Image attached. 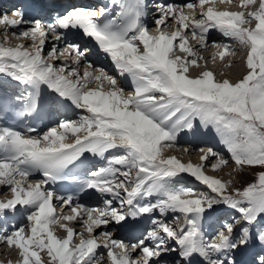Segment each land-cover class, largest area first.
<instances>
[{
	"label": "snow or ice",
	"instance_id": "snow-or-ice-1",
	"mask_svg": "<svg viewBox=\"0 0 264 264\" xmlns=\"http://www.w3.org/2000/svg\"><path fill=\"white\" fill-rule=\"evenodd\" d=\"M218 3L232 4L233 0L160 4L155 34L143 22L146 0H111L119 10L103 23L97 17L106 15L107 7L99 12L78 7L48 24L25 21L19 12L11 17L0 13V25H31L13 33L17 39L33 41L31 48L10 46L7 36L0 42V74L31 90L24 98L21 115L36 110L43 89L53 103L86 113L79 120H61L42 134L35 128L19 131L0 126V186L11 193L9 199L0 200V214L20 209L28 213L26 227L0 233V243L18 251L17 264H105L104 257L97 255L101 247L107 250V264H159L167 251H178L188 264L193 258H202L201 264H236L229 253L257 240L264 246V229L253 232L264 219V171L256 174L255 182L235 189L234 195L226 194L231 180L225 182L204 171L210 158H215L213 171L230 161L235 170L264 169V0H239L238 7L248 11H221ZM185 8L192 12L199 8L200 18L186 15ZM169 21L171 30L161 27ZM70 29L80 30L94 41L118 75L130 80L133 90L126 93L117 79L103 70L90 71V63L81 73L84 53L79 45L57 47L63 37L60 30ZM187 30L202 49L208 47L210 30L246 49L247 73L235 83L217 80L208 70L189 76V69L199 67L198 59L203 57L196 58ZM50 33L57 43L45 55ZM212 47L222 49L213 53V61L235 55L229 44L213 43ZM177 48L186 55H176ZM55 61L61 62L59 66ZM197 126L215 133L230 160L211 148L200 149L199 164L164 155L175 147L180 133ZM85 154L105 160V166L83 177H69L66 169L82 163ZM34 173L42 174L43 179L31 181ZM181 174L205 185L212 195H197L193 189L176 186L174 181ZM67 179L82 192L94 189L112 199H105L103 208L73 206L77 197L58 195L47 187ZM146 197H155V202L142 203ZM54 201L68 206L70 214H58ZM217 204L236 210L248 226L237 229L238 222H225L214 239L206 240L202 220ZM156 211L161 216L178 214L173 217L176 226L153 219V230L129 244L114 239L111 231L93 234L110 223L120 225L129 217L135 220ZM181 216L183 222L179 223ZM78 220H82L88 238L80 234L79 243L74 244L77 233L69 225ZM56 227L66 233L64 238L56 235ZM169 240L178 248L169 249ZM253 264H264V255H258Z\"/></svg>",
	"mask_w": 264,
	"mask_h": 264
},
{
	"label": "bare ground",
	"instance_id": "bare-ground-1",
	"mask_svg": "<svg viewBox=\"0 0 264 264\" xmlns=\"http://www.w3.org/2000/svg\"><path fill=\"white\" fill-rule=\"evenodd\" d=\"M90 1H92V0H90ZM173 1L179 2L180 5L189 3L191 1H192L191 3H196L197 2L195 0H173ZM12 2H15V0L14 1H11V0H0V6L6 7V9L8 10V12H12L13 11V9H11V5L12 4L20 5V3H18V2H16V3H12ZM84 4L85 3H83V2H76V0H72V1L70 0L68 6L69 7L70 6H73L74 8L71 7L70 9H75V7L76 8L77 7H85ZM107 4L112 5L111 4V0H103L102 6H98V8H102V7L106 6ZM238 4H239V2L237 3L236 1H233L232 4H224L225 5V6L223 5L224 8H220V7L219 8H220L221 11H223V10H227V11H248V9H241V8H239L238 7ZM155 7H156V4H155ZM155 7L153 6V8H152L153 11L150 10L149 7H148V2H146V8H145L146 15L143 17V22L145 24H152L154 22L155 18H153L152 14L153 15L156 14L155 11H157L156 10L157 7L156 8ZM113 9L116 10V7H114ZM197 9H199V8H197ZM187 13H189V14H187ZM199 13H200L199 10H198V14L197 15L196 14H192V11H189L187 8L185 10V14L186 15H189V16L190 15H195L198 18L200 17ZM114 15L115 14H113V16ZM46 16L47 15L45 13L38 12L34 18H32L30 15H27V16L24 17V20L25 21H35L34 19H36V20L37 19H44ZM158 18H159V16H158ZM150 20H152L151 23H150ZM40 21H42V20H40ZM30 26H31L30 24H24V25H21V26H19L17 28H11V27H8V26H6V28L8 27L11 32L19 33L21 30H25L26 28H28ZM252 26L254 27V22H253V25ZM148 27H150V26H148ZM161 27H163V26H161ZM155 29H156V25H154V27L150 29V32L153 33V34H155ZM188 31H190V30H187L185 34L188 35L189 45L192 46L193 48H194V45H195V47L198 48V50H199V51H197V57L196 58L198 59L201 56L203 57V60H198V63L200 65L199 67H191L189 69V73H188L189 76L196 77V76H198L200 74V72L205 71V70H208V71H212L214 73V75H215V77H216L217 80L222 81L223 79H228L231 82L235 83L236 80L241 79L247 73L248 69L246 68V65H245L246 53L247 52H244L246 49H241L234 41H230L228 38L223 37V35L220 34L216 30H210L209 37H208V47L206 49H202V48L199 47V43L197 41H192L193 39H191V36L188 34ZM61 32L63 33V37H62V40L60 42H58V43L55 42L52 39V36L49 35V38L46 41V43H48V42H50L52 44L53 43H57V47L58 48L59 47H63L64 43H62V42H67L68 37H67V35H66V33L64 31L61 30ZM78 40H79L78 37H72V41H78ZM30 41L31 40H29V42ZM213 43L218 44V45L229 44L230 47L232 48V50L235 52V55L234 56L229 55L223 61H221L219 58H217L215 61H213V64L207 65V62L208 61H212V58L211 57H212L213 53H216V52H219V51L222 50L220 48H214V47H212V44ZM177 50H178V48H177ZM85 54H84L83 59L81 60V63H87L86 66L90 63L92 65V67H93V68L89 69L90 71H94L95 72L97 69H100L99 67L101 65H99V64H104V65L105 64H108V65L112 66L113 68H115L114 65L112 64L110 58L107 57V56L104 57L102 54H100V56L97 57V58H99L97 60L96 59V54H95V58L88 57L87 58L88 62H87L84 59V58H86ZM176 55H179V56L182 57V55L179 52H177V51H176ZM108 61L110 62V64L108 63ZM226 65H231V66L230 67H226ZM201 66L203 67L202 69H200ZM79 67H81V66H79ZM109 68L110 67L108 66L107 69H109ZM111 74H113V73H110V75ZM217 74H218V76H217ZM221 74H223V76ZM0 76H4V78H1L0 79V84L9 85L10 88H13V89L14 88L15 89L20 88L21 90H17V92H18V94H23L22 87H20L21 85H19L18 82L12 80L10 77H7L6 75L0 74ZM111 76H113V75H111ZM219 76H221V77H219ZM117 80H119V79H117ZM120 80L121 81L118 84L121 87H123V88H124V86L127 85V83H130V80H126L125 78H122V77H121ZM127 88H130V87L128 86V87H125L124 89L126 90ZM13 92H14V90H13ZM46 93L43 90L42 94H46V98H47V102H48V101H50V96H49L47 90H46ZM56 106H59L60 107V108H58L59 110H57L58 116H60V114L63 113L61 120H64L67 117L69 118V117H72V116L75 117L73 119L71 118L72 120H77V115L79 116V114L81 113L80 112L81 110L74 109L70 105H60V104H57ZM84 114H86V113H83L82 115H84ZM69 142H71V140ZM204 142H205L206 146H203V147L208 148V149L211 148L219 156H221V157H223L225 159H227L229 157V154L227 153L226 149H224L223 145H221L219 143L218 137H216V135H215L214 132L207 131V130H205L203 128H200L199 126H197V128H195L193 131H191V132H188V131L182 132L177 137V141H176L175 147H173V148L178 149V147H177L178 145H180V144H186L188 146L183 147V149L187 148L188 151H187V153H185L183 151V149H182V152L185 155H182L181 154V156H183L184 159L181 156L180 157L177 156L176 158L179 159V160H181V162H183V163H188L189 161H191L193 164H199L201 161H200V155L197 154V151H198L199 148H202V145L201 144L204 143ZM198 146H200V147H198ZM180 148H181V146H180ZM204 150H207V149H204ZM170 151H171V149H170ZM113 152L116 154L117 153V150H113ZM190 152H191L192 155L189 154ZM118 153H120V152H118ZM187 154H189L191 156H187ZM164 155L166 157L167 156H171L169 154L168 149L165 150ZM213 159L214 158H210L209 161L206 162V165L211 164ZM229 160H230V157H229ZM97 163H99V164L95 168V170H97L98 168L104 166L103 163H101V160L98 161ZM232 166H234V163H232L230 161V163H229L228 166L223 167L219 171H212L210 169V172L211 173H209V171H208L207 175H209V176L212 175V176H216V177H220L221 176L222 177L223 175L228 174V171L230 170V168L231 169L233 168ZM238 172H240V174H241L242 173V170H239ZM221 174H223V175H221ZM29 179L31 181H36V180H41L43 178H42V175H36V176H33V177H29ZM222 179H223V181H226V180H224V178H222ZM174 183L176 184V186H178V187H184L186 189H190V188L193 189L195 187V183L198 184L197 181L191 180V182H189L188 179H186V178H182L181 179L180 177L177 178L174 181ZM0 187H1V190H3V189L6 188L4 186H0ZM48 187H49L50 190L55 191L54 190V187L52 185H48ZM97 193H99V192H97ZM200 193L201 192H198V191L196 192L197 195H199ZM57 203L60 204L59 202H57ZM64 207H61V211H63L62 214H67V212H69V211H67L68 208L67 207L64 208ZM63 208H64V210H63ZM215 211L216 212L210 218H209V216H207L206 217L207 219H205V220L203 219L202 220V225H201L204 234H206L207 236H210V237L213 236V235H215L216 231L219 232L218 230H222V225L224 224V222H223V219L224 218L223 217H220L221 215H219V218L214 219V215L217 214L218 210L215 209ZM7 213H10V211H6L5 213L0 214V215H3V218L0 219V226L1 225H6L7 228H8V222H10L11 220L14 221L15 223H17V226H20V223L23 221V219H25L27 217V214H28L27 212H24L22 209L17 210L15 213H11V214H7ZM206 215L207 214H205V216ZM237 217H239V216H237ZM169 218L172 219L171 220V224H173V225L176 226V224L173 221V216H169ZM221 219H222V224L219 223V220H221ZM143 221L146 222V217L144 219V216L142 215V216L136 218L135 220H133L132 218L129 217L126 221L122 222L120 225H117L116 224V231H115L116 234L113 236V238H117V239L119 237L123 238L122 237L123 233H127V231L132 230L137 225L140 226L141 225L140 223L143 222ZM232 221L233 222H236L235 220L231 219V220H228V223H231ZM262 222H264V220L262 221L261 219L259 220V222H257V224L253 228V232H255L257 229H261L260 227L262 226V224H261ZM179 223H181L180 220H179ZM236 224H238L237 227H236L237 229L239 227H241V226H248V225L245 224V222L243 220L241 222H239V223H236ZM151 228H152V225H151ZM101 229H103V226H102ZM101 229H95V232H98ZM262 229H264V228L262 227ZM6 231H5L4 234H8V232H6ZM2 232L3 231H1V228H0V233H2ZM55 232H56V235L59 238H64L65 235H66V233L62 229H60L59 227H56L55 228ZM0 244L2 245L3 243H0ZM173 244H174L173 241H171V242H168L167 241L166 246L167 247L169 245L172 246ZM249 246H250V248H248V250L251 251V252L250 253L247 252L245 254H242L241 255V259L239 261L237 260V262H236L237 264H252L251 263L252 257H254V256L257 255L256 252L261 247L263 248V246L260 245V243H259L258 240L257 241H253ZM239 249L240 248H238L237 250H235V251H233L231 253L236 254L239 251ZM12 250H14V249H12ZM118 251H119V249H118ZM13 258L16 259V254L13 256ZM44 258L46 260V257H44ZM243 260H244V262H243ZM17 261L18 260L12 261L11 264H17ZM165 263H166L165 261H159V264H165ZM3 264H9V262H4ZM191 264H198V262H197V260H195V258H193L191 260Z\"/></svg>",
	"mask_w": 264,
	"mask_h": 264
},
{
	"label": "rangeland",
	"instance_id": "rangeland-1",
	"mask_svg": "<svg viewBox=\"0 0 264 264\" xmlns=\"http://www.w3.org/2000/svg\"><path fill=\"white\" fill-rule=\"evenodd\" d=\"M157 1H163V2H166V3H170V0H157ZM233 1H236L237 3L239 2V0H233ZM175 4V3H174ZM224 4H217L216 5V7H217V9L218 10H220V8H224V6H223ZM220 7V8H219ZM5 8V9H4ZM2 9V10H1ZM4 9V10H3ZM152 11H153V9H151ZM185 10H186V8H185ZM198 10H199V12H200V9H196L194 12H192V14H198ZM7 11V12H6ZM3 12H6V13H8L9 14V16H11V12H8V10L6 9V7H4V6H0V13H3ZM187 14H189V13H187ZM190 16H193V17H195V18H197L195 15H190ZM200 18V17H199ZM198 18V19H199ZM157 19V18H156ZM154 25H156L155 24V20H154V22L150 25V27H148L149 28V30L151 29V28H153L154 27ZM163 27H167V29L168 30H171V21H169V24L167 25V26H163ZM21 31H23V30H21ZM152 31V30H151ZM13 33L14 32H11L10 30H9V28L7 27L6 28V26H4V25H0V42H3L4 41V38H5V36H7L8 37V39H9V42H10V46H16L17 44H24L25 46H27V47H29V48H31V46H32V43H33V41H30L29 42V40L28 39H17V37L16 36H14L13 35ZM188 34L191 36V32L190 31H188ZM51 36V35H50ZM192 39V38H191ZM192 41H196V40H192ZM198 42V41H197ZM48 44V45H47ZM67 45V44H66ZM77 45H79V47H80V51L81 52H83V50H81V47H82V49H83V47L84 46H82L81 44H77ZM51 46H52V43H50V42H48V43H45V48L46 49H44V53H45V55L47 54V52L51 49ZM59 48H62V47H59ZM194 48L196 49V52L197 51H199L198 50V48H196L195 47V45H194ZM177 52H179L181 55H182V57H184L186 54L185 53H182V52H180L179 50H176ZM244 52H247V50H245ZM199 60V59H198ZM201 62V61H200ZM54 63H56L57 64V66H59V64L61 63V62H59V61H55ZM70 64H71V61L69 62ZM86 64L87 63H81L80 64V66L81 67H79V71L81 72V73H83V71L85 70V66H86ZM211 65V64H213V60L212 61H208L207 62V65ZM99 65H101L99 68H100V70H103L104 72H106L108 75H110V73H113V74H111V75H113V77H115L116 79H119V80H117L118 81V83H120V79H121V77L118 75V73L116 72V70H115V68H113L112 66H110V65H105L104 66V64H99ZM72 66H75V65H72ZM108 66L110 67L109 69H107L108 68ZM93 68V67H92ZM203 67L201 66L200 67V69H202ZM93 70V69H92ZM94 72V71H93ZM222 76H223V74H221ZM217 76H218V74H217ZM225 76V75H224ZM219 77H221V76H219ZM1 78H4V76H0V79ZM239 80V79H238ZM238 80H236V81H238ZM122 84V83H121ZM130 87V88H127L126 90H125V92L126 93H128V92H130V91H132L133 89H132V87H131V83H127V85L126 86H124V88L125 87ZM57 110H59V109H57ZM83 113L81 112L80 114H79V116L77 115V120H79V117L82 115ZM57 115H58V112H57ZM73 119L74 117L72 116V117H69V118H66V119ZM53 126H51V128L52 127H56L57 125H58V123H51ZM70 141V140H69ZM68 141V142H69ZM202 145V148H199L198 149V151H197V154H199L200 156L203 154L201 151H199L200 149H208V148H205V147H203V146H206V144H205V142L204 143H202L201 144ZM180 146H181V148H180ZM186 146H188V145H186V144H180V145H178L177 147H178V149H176V148H173V149H171V151H170V149H168V151H169V154L172 156V155H174L175 157H180L181 156V154L182 155H185L183 152H182V149H183V147H186ZM198 147H200V146H198ZM174 153V154H173ZM116 154H122L121 152L120 153H118V151H117V153ZM189 154H191V152L189 153ZM189 154H187V156H191V155H189ZM194 155V154H193ZM195 156V155H194ZM182 158H183V156H181ZM184 159V158H183ZM227 159H229V157L227 158ZM215 162V158L212 160V163H214ZM105 164H106V162H104L103 163V165L105 166ZM231 165V164H230ZM207 167H205L204 168V171H205V173L207 174L208 173V171H209V173H211L210 172V169H211V164H208V165H206ZM209 167V168H208ZM233 168L231 169L230 168V170L228 171V174H225V175H223V174H221V175H223L222 177L220 176V177H217V178H221V180L223 181V179L222 178H224V180H226V181H229V180H231L232 181V183L229 185V187H228V189H227V193L226 194H232V195H234L235 194V189H243L244 187H246L248 184H250V183H253V182H255V179H256V174L258 173V172H260V171H264V169H262V168H260V167H244L243 169H241L242 170V173L240 174V172H238L239 170H234L235 168V164H234V166H232ZM253 169V170H252ZM212 170V169H211ZM207 171V172H206ZM213 171V170H212ZM217 174V173H216ZM133 175H134V173H133ZM212 176V175H211ZM180 178L182 179V178H186V179H188L189 180V182H191V180H193V181H195V179L194 178H192L191 176H189L188 174H181L180 175ZM228 179V180H227ZM225 181V182H226ZM198 182V181H197ZM190 189H192V188H190ZM193 190L194 191H198V192H201V193H208L209 195H212L211 193H210V190L209 189H207V187L205 186V185H202L201 183H199L198 182V184H196L195 183V187L193 188ZM11 197V193L9 192V190L7 189V188H5V189H3V190H1V187H0V200H7V199H9ZM108 199H112V197L109 195L108 196ZM155 197H146V198H144V200H143V202H151V203H154L155 202ZM58 202V201H57ZM104 202V201H103ZM102 202V204L101 205H96V206H89V205H86L85 207H90V208H103L104 207V203ZM54 204L56 205V207H60L58 210H60V213L59 214H62V212L63 211H61V205L60 204H58V203H55V201H54ZM114 206H116V207H119V204H118V202H116V201H114ZM227 206L226 205H222V204H217V205H214L213 206V209H211V210H209V211H207L205 214H207L206 216H204V220L205 219H207L206 217L207 216H209V218L216 212L215 211V209H217V210H220V209H224V208H226ZM11 213H15V212H13V211H10V213H7V214H11ZM67 214H70V212H67ZM28 215V214H27ZM155 215V216H154ZM154 215H153V218H152V220L153 219H157V220H163V221H165V222H168V223H170L171 224V218H169V216H173L174 217V215H178V214H173V213H169V214H167L166 216H161L160 214H159V212L158 211H156V212H154ZM168 216V217H167ZM3 218V215H0V219H2ZM12 221V220H11ZM10 221V222H11ZM180 221H181V223L183 222V217L181 216L180 217ZM10 222H8V228L10 227L9 226V223ZM259 222V221H258ZM219 223H221L222 224V219L221 220H219ZM231 223H234L233 221L231 222ZM27 224H28V222H27V219L25 218V219H23V221L20 223V226H17V228H19V227H21V226H27ZM262 224V226L260 227L261 229H262V227L264 228V222H262L261 223ZM152 225V230H153V228L155 227L153 224H151ZM237 225L238 224H236V227H237ZM6 226V225H5ZM4 225H1L0 226V228L3 230V232L2 233H5V227ZM70 227H73L74 229H75V232L77 233V235L74 237V240H73V243L74 244H76V243H79V240L81 239V235L80 234H83V238H85V239H87L88 238V233L85 231V229H84V227H83V223H82V220H78L77 222L76 221H73L70 225H69ZM173 226H175V225H173ZM1 230V231H2ZM14 230V228L12 229H9V230H7L6 232H8V234H10L12 231ZM102 230H107V231H111L112 232V234H113V236L116 234L115 233V231H116V224L113 222V223H110L108 226H107V228L105 229V228H103V229H101L100 231H98V232H95L94 231V235H97V236H99V233L102 231ZM149 231H150V229H149ZM148 231V232H149ZM218 231H220V230H218ZM147 232V233H148ZM218 234V232L216 231V233H215V235H213V236H207L206 234H205V239L206 240H212V239H214L215 237H216V235ZM143 235L144 234H142L141 235V237H143ZM147 235V234H146ZM114 239H116V240H120V241H123L124 243H126V244H129V243H133V241L134 242H136L137 241V239H135V240H133V241H131V240H126V241H124L123 239H121L120 237L117 239V238H114ZM101 243H102V241H100ZM168 242H171V241H168ZM171 245H169L168 246V248L169 249H172V248H178V246L174 243L171 247H170ZM252 247V246H251ZM248 248H250V246H248V247H245V248H240L239 249V251L236 253V254H233V253H230L229 255L231 256V258L232 259H234L236 262H237V260L239 261L240 259H241V255L242 254H245V253H250L251 251H249L248 250ZM117 251L118 252V249H114V251ZM263 251V252H262ZM106 252H107V250L106 249H104L103 247H101L100 249H98V251H97V255L98 256H103L104 257V261H105V264H107V256H106ZM172 251H167V252H163L162 253V255H161V257L159 258V261H165L164 259H166L167 261H171L170 262V264H188V262H186V261H184L183 259H181L180 257H179V255H178V251L177 252H172ZM257 255L256 256H254V257H252V260H251V263L253 264V261L256 259V257L258 256V255H264V246H263V248L261 247L257 252ZM16 254V259H14L13 258V256ZM137 255H138V253H137ZM11 257V258H10ZM9 259V260H8ZM20 259V257H19V254H18V251H16V250H12V249H10L8 246H7V244L6 243H3L2 245L0 244V264H3L4 262H9V261H15V260H19ZM243 262H244V260H243ZM242 262V263H243ZM237 264V263H236Z\"/></svg>",
	"mask_w": 264,
	"mask_h": 264
}]
</instances>
